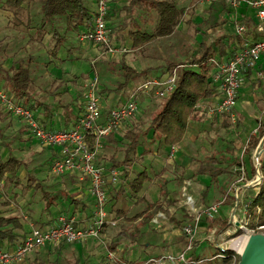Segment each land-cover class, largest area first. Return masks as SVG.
I'll return each mask as SVG.
<instances>
[{
  "label": "rangeland",
  "instance_id": "1",
  "mask_svg": "<svg viewBox=\"0 0 264 264\" xmlns=\"http://www.w3.org/2000/svg\"><path fill=\"white\" fill-rule=\"evenodd\" d=\"M86 4L90 8L95 7V0H85ZM112 8L110 10L111 15L109 17V28H115V30L126 31L122 27L125 22L127 25L131 24L132 19L137 18L144 22V19L140 18L136 10L133 14H129L124 6L129 0H113ZM182 4L188 7L187 12L184 15L183 21L178 25L176 30L168 36H161L156 38L153 42L145 46L143 49H133L131 46V39L126 34V38L123 40L117 37L118 33L115 31L111 32L110 43L119 47H126V51H116L114 54H106L102 59H96V66L100 75L101 88L109 87L110 90H104L100 92L101 105L104 113H107L109 108L116 103L120 102V97L123 94H129L130 91L125 92V89L115 90L118 81H123L121 59H127L133 66L142 68L146 66H157L164 64L158 72H166L167 63L169 61L184 62L185 66L197 67L195 63H191V56L199 55L201 50L200 43L204 41L207 45H211L217 50L216 56H220L218 52V40L220 36H230L234 31V25L237 21V17L241 16V11L253 12L254 9L249 4H241L237 9H231V12H227V8L221 2H214L211 4L214 11H209V3L203 0H181ZM32 12V23L35 26H39L43 22V14L39 4L30 7ZM214 12L216 16H226L228 20L221 25L215 27H208V23L204 22L200 24L201 20L208 16L209 13ZM245 12V13H246ZM146 15L147 24H143L146 28H153L157 18V14L154 10L149 13L144 12ZM193 22H189L187 19L190 18ZM12 19V18H10ZM48 19V23L52 20L57 27H60L62 31L65 28V19L56 17ZM27 19L25 18V21ZM231 22L230 27L227 24ZM233 22V23H232ZM199 29H197L198 27ZM49 32L45 34L43 39H37V35L32 31L33 29L26 28L25 25L16 27L13 22H9L0 28V38L4 34L10 33L11 36L8 39H1L0 43L4 41L3 48L11 56H13V66H17L18 61L23 59L31 65L33 70V82L30 86L35 96L41 98L43 101L51 102L55 104L56 112L58 115L64 110L63 104H70L68 112L75 113V99H73L77 93L84 92L88 78L91 77V60L94 59L93 48L98 47L92 41L84 40L78 37L77 33H69L72 37L70 41H67V45L75 50V54H71L65 60L52 56L49 51V40L52 35L53 26L47 25ZM21 34H25V38L21 39ZM73 35V36H72ZM29 40V41H28ZM1 48V45H0ZM1 50V49H0ZM5 54V55H6ZM61 55L65 56L66 49L62 48ZM79 55V57H75ZM46 60H51L46 62ZM98 60V62H97ZM1 62V61H0ZM215 64V61H214ZM10 67V68H11ZM216 69V65L210 73L212 76ZM1 71V70H0ZM155 72V71H154ZM152 72V74L154 73ZM1 73V72H0ZM61 78L64 81L63 85L69 86L61 99V103H58L56 96L52 93L55 83L51 82L53 78ZM245 77V76H244ZM252 80H254L252 82ZM141 79L134 82L139 84ZM246 78L242 85L244 86ZM257 80L255 77L247 78L248 86H250V96L252 102L248 99L244 93L241 98L243 103V111L239 112L240 118L239 124L232 123L225 125L224 120L220 116H209L206 115L205 105L210 103L209 99H201L196 107L198 116H191L188 118L187 128L183 138L175 142L176 151L172 154L170 144L164 145L159 144V136L152 132V129L142 136V145L139 150L143 148L147 149L145 153V159L141 163H136L132 167L133 174L142 169L147 168L151 173L153 179L147 183L142 193L146 194V198L151 201L157 200L160 202L162 199L161 186L164 184V180L167 181V187L170 191H175L178 194L179 199L172 203L177 206L174 214L169 219V226L162 229H156L151 223L142 226V235L137 240L130 238L128 234H121L123 225L130 222V217L135 212L141 210L145 206V201L139 197H132L129 194L124 193L122 197L114 204V200L111 199V191H109L107 180L105 182L106 189L108 192V208L111 213L117 212V208L125 210V217L120 219L117 225L106 226L102 234L98 238L90 239L89 243L84 247L83 242H69L66 247L63 243L62 249H55L52 252H46L42 254L41 261L37 264H53V261L58 258L59 264H91L100 260H104L106 253L105 244L109 245L111 242H118L117 247H125L128 251L132 249L134 254H139L142 258L137 264H154L146 262L147 258L151 255H159L160 249H179L184 245L183 240L180 238L183 234L181 228L186 221H189L192 216L186 211V207L181 205L183 203V197L181 195V179L183 176H191L197 167V159L203 158L215 152L224 156V163L230 164L229 167L237 166V159L244 160L246 163L251 164L250 154L255 150V147L248 152L246 149L247 139L249 133L255 130L256 126L264 119V113L260 110L264 109V85L262 89L255 90L253 85L256 84ZM253 84V85H252ZM0 88L10 89L6 80L0 75ZM63 89V86L62 88ZM252 90V91H251ZM255 91V92H254ZM85 100V97H84ZM165 97H148L145 96L140 101V109L137 114L133 115L115 131L117 137L120 140H124L123 132L126 128L132 126L131 124L135 120L139 121L143 125V128H149L152 117L162 107L165 102ZM255 106H257L255 108ZM259 107V108H258ZM0 129L6 135L5 142L0 141V156L3 159L8 158L10 155L19 157L22 161L19 166L18 172L15 175H5L0 179V208L11 212L27 213L31 218L36 220L42 214H48L45 209L46 198L44 196L46 191H58L60 198L63 200L56 201V204L51 205L52 210L57 216L62 210L60 209V203L69 206L72 203V198L68 195L69 193H77L74 190L73 184L75 183L72 177V172L66 174H55L51 169V155L47 145L43 144L38 138L32 135V133H26L25 129L28 128L23 126L22 119L16 114L7 112L6 109L0 105ZM124 155V146L120 142L117 145L111 143L104 144L99 153L97 161L98 163L107 169L112 163L113 157L116 159H122ZM233 171V170H232ZM8 174V173H7ZM237 176L236 172L225 173L220 176L219 181L211 182L212 186L208 194L204 195L203 191L205 186L210 183V176L208 174H199L192 176V193L197 200L198 205H208L214 202H218L222 199L223 192L227 191L229 195L227 202L223 203L220 211V215L215 216L214 219L204 217L200 223V229L198 231L195 245V251L201 253L203 250H209L213 248L212 245L216 246V242L204 241L206 236L215 224L225 228L216 233L218 239L223 240L225 246L231 247L240 254L239 247L242 244V239L247 237L253 232L251 225L246 224L245 227H237L235 223L229 220L227 222V216L234 207L232 203V194L230 193L231 185L234 183V178ZM30 177L36 178L40 181V187L37 186L36 180H31ZM120 180H123L124 176H120ZM239 183V182H236ZM243 183V182H242ZM63 192H62V191ZM253 186L240 191V196L253 192ZM232 192V189H231ZM84 198V196H83ZM9 202H5V200ZM90 200V199H89ZM179 201V202H178ZM86 205H79V209H83L89 212V201ZM179 205H178V204ZM67 204V205H66ZM91 205V204H90ZM186 208V209H185ZM67 209L64 207L63 210ZM240 212V210H239ZM219 216V217H218ZM239 216V213L237 214ZM218 217V218H217ZM241 217V216H239ZM249 218L246 216L244 222L247 223ZM212 227V228H211ZM256 227V226H255ZM227 230V231H226ZM256 231H263L264 228H258ZM165 234L169 236L166 241H161ZM151 242L150 245H146V242ZM62 245V243H61ZM159 246V247H158ZM60 248V245L58 246ZM92 248V249H89ZM163 251V252H165ZM211 251V249L209 250ZM36 253L26 256L23 264H32L30 260ZM116 258L119 261L126 259L125 252H118ZM179 263V262H178ZM178 263H164V264H178Z\"/></svg>",
  "mask_w": 264,
  "mask_h": 264
},
{
  "label": "trees",
  "instance_id": "2",
  "mask_svg": "<svg viewBox=\"0 0 264 264\" xmlns=\"http://www.w3.org/2000/svg\"><path fill=\"white\" fill-rule=\"evenodd\" d=\"M114 2L115 1L112 0V3ZM214 2H221L226 6L227 12H231L229 2L227 0H213L209 2V11H214L213 7H211V4H213ZM25 3H29L30 7L31 5H40L43 14V22L41 25L35 26L32 23L31 14L29 15L28 21H25L22 15V11H25L27 8V4ZM4 6L14 12L12 18L13 24L16 27L25 25L26 28L33 29L32 31H34L33 33L37 35L38 40L43 39L45 34L49 32L48 30L50 29H47V25L51 24L53 26V30L51 38L49 40V51L52 56L60 58L61 60H65L70 57L71 54H75V50L71 47V45H67V41H70L72 39V37L69 36V33H74L73 35L77 33L79 37V34L82 31L94 26L93 9L86 4L85 0H5ZM124 8L129 14H133L136 10L140 9L138 15L140 18L144 19V22L134 17L131 24L127 25L125 22H123L124 24L122 25V27L126 29L125 32L121 30L117 31L115 30V28H113V26L111 30L109 29V35H111V32L114 33L116 31L118 33L117 37L123 40V38H126L127 34L131 39V46L135 50L143 49L158 37L171 35L176 30L178 25L183 21L184 15L188 9V7L182 4L181 0H129ZM152 10L156 12L157 18L153 28L149 29L143 25L145 23L147 24L146 15L143 14H145L144 12L149 13ZM110 15L111 12L109 13V17ZM56 17L65 19L66 26L64 28V31H62V29L60 27H57L54 23H51L53 22L52 20L48 23V19H55ZM187 20L190 23L193 22L191 17ZM227 20L228 18H226V16L218 17L214 12H212L209 13L207 17L203 18L200 24L206 22L208 23V27H215L217 25L223 24ZM237 21L250 24L254 22L252 16L250 15H246L243 18H237ZM197 29H199V27ZM261 38H264V31L257 30H253V32H251L250 34L245 35H240L233 32L232 34H230V36H228V38H226V36H220L218 40V52L220 54V57L225 59L233 55L239 48L244 47L247 42H253ZM200 45L201 50L199 51V55L191 56V63H196L198 65V68L185 66L184 62H176L174 60L167 63V70H165L166 72H170L175 67H178L176 86L173 91L165 97L166 100L160 110H158L152 117L149 128L144 129L143 125L139 123L138 120H135V122L131 124L132 126L124 130V140H120L115 132L119 127L108 134L104 139L103 145L109 143L117 145L118 143L122 142L124 146L123 158L116 159L115 157H113L112 163L107 167V170L114 168L123 169V180H121L119 183H113L111 180H109L107 173L104 175V182H106L107 180L108 183L107 189H109V191H111L112 193L110 198L114 200L115 204L120 199V197H122L123 194L126 193L131 195L132 197H139L145 201V206L141 210L132 214V216L130 217L131 221L124 224L122 228L121 234H128L133 240H137L138 237L142 235V226L151 223L152 217L159 209L167 208L169 205H172V203H175L179 199V196L175 191H170L168 189L167 181L164 180V184L161 186L160 190L162 193V199L160 200V202H158L157 200L151 201L146 198L147 196L146 194H144V192L142 193L147 183H149L153 179L149 170L147 168H142L136 171L134 174L130 175V173L132 172V167L136 163L143 162L145 159V153L147 152V149L143 148L142 150H139V147L142 145L141 137L146 136V134H148V132L152 129V132L159 136V144L173 145L175 142H178L183 138L187 128L188 118L191 116H198V114L196 113L198 102L201 99H206L208 97H213L219 94L218 84L213 79V77L210 76L213 66L215 65L214 57L216 56L217 50L211 45H207L204 41H202ZM62 48L66 49L65 56L60 54ZM75 57H79V55H76ZM48 61L51 60H46L47 63ZM121 62V73L124 79L123 81H118L117 86L114 89H125V92L131 91L136 85L134 84V82L138 81V79H141V81H143L156 74H160L158 70L164 66V64H159L157 66L150 65L142 68H137L125 58H122ZM0 70V75L6 80L7 85L8 87L10 86V90L13 92V94L18 99L24 100V102L28 106L35 110H38L39 107L42 108L43 112L45 113V118H41L42 121L45 123H49L52 127H57L55 125V122L53 121L58 117V113L55 111V104L43 101L41 98L35 96L32 89L30 90V86L33 82V70L31 65L27 62H24L23 59H20L17 66H13L10 69L1 68ZM152 72L154 73L152 74ZM63 81V79L57 77H55L51 81L55 83L54 88H56V90H53L52 93L56 96L58 103H61L63 94L69 89L68 85H63ZM62 86L63 89H61ZM110 89L111 88L109 87L101 88V84L99 86V92ZM84 97H86L85 93L79 92L73 98L75 99V104L79 108L76 114L67 112L68 108L71 107L70 104H63L64 110L63 113L61 112L60 114L63 116V120L66 121L67 126L74 123L77 120L80 112L84 110ZM122 100L123 95L120 97V102ZM6 111L10 112L8 110ZM131 117L133 118L134 116ZM222 120L225 121V125H230L233 123L230 120L228 112L222 115ZM239 121L240 118L236 122L237 125L239 124ZM23 126L28 127V125L24 122ZM256 128L258 129L257 133H253V131L249 133L246 146L248 152H251V149L259 143L261 137L264 134V119L259 123L258 126H256ZM5 137L6 135L0 129V141L5 142ZM91 139H93V137H91ZM249 157H251V164H248L246 162L245 164L247 175L248 177H251L255 173V165L252 159V154H250ZM224 159L225 158L222 154L211 152L207 156L196 160L197 167L192 175L188 178H193L192 176H197L199 174H208L210 176V183H208L205 186L204 190H202L204 195L208 194L212 186L211 182H218L220 176L228 173V171L237 173V176L234 174L236 177L233 179L234 182L237 181L240 171L233 169V166L229 167L230 164L224 163ZM241 162V159H237L236 163L240 164ZM21 163V159L15 155H10L6 159H3L0 156V179H2L5 175L17 174ZM261 171L263 176L259 187L257 189H254L253 192H249V194L246 193L244 199V202L246 203L248 209L249 225H251L252 227L256 226L259 223H264V151L261 156ZM72 177L74 178L75 182L78 181L76 173L72 175ZM185 177L187 176L180 177L181 182H183V179ZM30 178L31 180H36L35 184L40 187L39 180L33 177ZM226 192L227 191H224L222 196V198H225V202H227L226 200L229 196L226 194ZM68 195L72 198V201L76 206L82 205V203L85 202L81 198H76L75 194L73 193H69ZM44 196L47 200L45 209L48 211L50 210L51 205L56 204V201L60 198V194L58 191H46ZM231 196L232 203H234L235 197L233 195ZM5 202L8 203L9 201L6 199ZM124 212L125 210H123L122 208H117L116 216H121L123 218L125 217ZM56 218L57 217L50 218L47 221L39 218L34 221L37 226H45L47 224H53L56 221ZM206 218L214 219L216 217L206 216ZM227 222L229 223L228 216ZM224 228L225 226H218L219 231L223 230ZM27 229L28 227L25 224L23 214L11 211L6 212L5 209L0 208V240L6 242V246L13 247L14 245L19 244L21 241H23L24 237L27 234ZM182 234L183 235L180 238L185 244L187 238L183 232ZM206 241H208L209 245H212L210 244L209 240ZM63 243H67V241L63 240L57 243V247L59 245L60 247L63 246ZM117 243V241L111 242L108 246L112 249H116L118 246ZM150 243L151 242L147 241L146 245H150ZM212 247L213 248H210L211 251H209L210 249L203 250L202 254L198 252L196 253L194 252V250L192 253V257L194 258L193 260L182 261L178 264H238L241 255L236 252L235 249L231 247L222 248L217 245H212ZM141 259L142 258L139 257L133 259L132 262L133 264H137ZM40 261V257H37L31 262L32 264H37ZM53 264H59L58 258L53 261ZM91 264H104V260H100Z\"/></svg>",
  "mask_w": 264,
  "mask_h": 264
},
{
  "label": "built area",
  "instance_id": "3",
  "mask_svg": "<svg viewBox=\"0 0 264 264\" xmlns=\"http://www.w3.org/2000/svg\"><path fill=\"white\" fill-rule=\"evenodd\" d=\"M211 2L213 0H203ZM231 9H237L241 4H249L254 9V22H236L234 31L237 34H250L253 30L264 31V0H227ZM112 8V0H95L94 26L82 31L79 37L89 40L98 45L100 55L114 54L116 51H126L128 48L119 47L110 43L108 18ZM216 69L212 74L213 79L219 87V94L214 102L206 104L204 109L209 116H220L229 113L230 120L236 123L238 114L236 105L239 97V88L245 79L247 68H256L259 77L264 78V38L253 42H247L244 47L239 48L233 55L227 58H214ZM261 62V67L259 66ZM183 65V64H179ZM178 67L170 72L156 74L135 85L126 94L120 103L111 106L104 116L99 92L100 75L96 66V58L92 60L91 77L88 78L85 87V107L80 112L77 120L68 126L52 127L49 123L42 121L37 110L28 106L24 100L18 99L10 89L0 88V104L12 114L18 115L28 125V132L38 138L47 146L57 147L58 153L51 160V169L55 174H66L69 172L77 174V180L81 184L88 182L92 194L95 196L94 213L88 216L86 222L81 224L75 212L67 208L62 210L53 224L37 226L34 219L27 213H23L24 221L28 224L27 234L24 240L13 247L0 244V264H13L23 260L28 254L38 247L48 244H57L63 240L67 242L85 241L90 238H98L106 226L116 225L122 218L111 213L108 208V192L104 182V175L107 173L109 180L119 183L120 176L124 174L121 168L105 169L98 161V155L103 146L105 137L122 125L124 121L137 113L140 109V101L145 96L166 97L176 86ZM255 128L253 133H257ZM93 137V139H91ZM176 145L171 146L172 154L176 151ZM264 151V150H263ZM263 151L258 153L257 147L252 152V159L255 165V173L248 177L245 161L235 166L240 171L237 181L230 188V193L235 197L234 207L229 212V220L239 227H245L249 220L247 205L244 196L240 191L253 186L258 188L262 181L261 156ZM133 173L131 172L130 175ZM130 177V176H129ZM243 182V183H236ZM193 181L191 178H184L181 185V195L186 211L191 219L181 227V232L187 238L182 248L169 249L159 255H151L146 262L164 264L167 262L178 263L193 260L192 253L197 243L196 237L200 229V223L204 217H215L219 215L220 208L225 203V198L208 205H198L192 193ZM232 189V192H231ZM177 206H168L159 209L151 219L157 229H162L168 224L169 218ZM240 210V212H239ZM239 213V216L237 214ZM239 222V223H237ZM253 232L258 228H264V223L252 227ZM219 231L215 225L211 231L204 236V241L216 242L217 246L227 248L223 240H216ZM227 231V230H226ZM263 232V231H262ZM106 255L104 264H133L132 260L139 258L133 255L132 249L117 247L110 248L105 244ZM118 252H125L126 259L119 261L116 258Z\"/></svg>",
  "mask_w": 264,
  "mask_h": 264
},
{
  "label": "crops",
  "instance_id": "4",
  "mask_svg": "<svg viewBox=\"0 0 264 264\" xmlns=\"http://www.w3.org/2000/svg\"><path fill=\"white\" fill-rule=\"evenodd\" d=\"M4 2H5V0H0V28L3 26V25H6L7 26V24L9 23V22H12V19H10V18H13V14H14V12L11 10V9H9V8H6L5 6H4ZM25 4H27V8H26V10L24 11H22V15H23V18L25 19H27L26 21H28V19H29V15L31 14L32 15V12H31V10H30V6H29V3H25ZM242 13H241V16H239V17H237V18H243V17H245L246 15H250V16H252V18H254V11L252 12H246V11H241ZM246 12V13H245ZM233 23V22H232ZM228 25H229V27H230V24H231V22L230 21H228V23H227ZM235 26V25H234ZM8 37V39L10 38V37H13V36H11L10 35V33H8V34H4V36L2 37L1 36V38H0V40L1 39H6ZM20 38L21 39H23V38H25V34H21V36H20ZM29 41V40H28ZM3 43H4V41H2V43H0V45H1V50H0V69L1 68H5V69H10V67L13 65V63H12V61H13V56H11V55H9V54H6V53H9L8 51H7V49H4L3 48ZM93 52H94V54H93V56H94V58H98V60L99 59H101L103 56H105V55H103V56H101L100 55V57H99V53H100V50H99V47H96V48H93ZM6 54V55H5ZM96 58V59H97ZM93 60V59H92ZM92 60H91V62H92ZM98 60H97V62H98ZM259 66L261 67V62L259 61ZM91 69H92V66H91ZM244 74H245V78H246V82H245V85L243 86V85H241V87L239 88V97H238V101H237V105H236V111H237V114H238V117H239V112L240 113H242V111H243V103H242V101H241V98H242V96L241 95H243L244 93L246 94V96L248 97V99L250 100V102L253 104L254 102H252V97L250 96V86H248V84H246L247 83V78H251V77H255L256 78V80H257V82H256V84L257 85H253L254 87V89L255 90H257V89H262V87H263V85H264V78H262V77H259L258 75H257V73H256V68H247L246 70H245V72H244ZM54 79V78H53ZM254 80H252V82H253ZM68 85V84H67ZM10 87V86H9ZM252 91V90H251ZM255 92V91H254ZM126 96V94H123V98ZM216 98H217V95L216 96H213V97H208L207 99H209V101L211 100V102H214L215 100H216ZM118 103H120V102H118ZM75 108H76V110H75V114L77 113V111H78V106L75 104V106H74ZM257 106H255V108H256ZM259 108V107H258ZM264 110V109H263ZM263 110H260V112H263ZM38 112H39V114H40V116L42 117V118H45V113L43 112V110H42V108H40L39 107V109L37 110ZM68 112V111H67ZM104 112V111H103ZM62 113H63V111H62ZM107 113H104L103 115L105 116ZM68 118V117H67ZM221 118V117H220ZM64 118H63V116L61 115V114H59L58 115V117L57 118H55L53 121L55 122V125L56 126H67V123H66V121H64L63 120ZM67 120V119H66ZM25 132L26 133H29L26 129H25ZM48 148H49V151H50V155L52 156L51 157V160H52V158L55 156V155H57V153H58V149H57V147H52V146H47ZM102 149V148H101ZM72 175H74L75 173H71ZM186 178V177H185ZM188 178V177H187ZM192 179V178H191ZM151 182V181H150ZM181 185H182V183H181ZM181 185H180V188H181ZM73 186L74 187H76V188H74V190H72V191H74L75 192V190H77L78 192L77 193H75V197L76 198H81L83 201H89L90 203H88L89 204V212L87 213V211H85L84 209L85 208H83L82 210L81 209H79L78 207L79 206H76L75 205V203H73V201H72V203H70L69 204V206H65V204L63 205V203H60V205H61V207H60V209L61 210H63L64 209V207H66V208H70V209H72L74 212H75V214L77 215V217H78V219H79V222L81 223V224H84L85 222H86V219L88 218V216H90L91 214H93L94 213V209H95V203H96V200H95V196L92 194V192H91V190H90V186H89V183L88 182H83V183H79L78 181H76L74 184H73ZM254 189H256V188H254ZM145 194V193H144ZM83 196H84V198H83ZM90 199V200H89ZM61 200H63V198H59V201H61ZM179 202V201H178ZM91 204V205H90ZM178 204V203H177ZM67 205V204H66ZM82 205H86V207H87V202H84V203H82ZM179 205V204H178ZM170 206V205H169ZM172 206H174V205H172ZM46 212H49L48 214H42V215H40L37 219H39V218H41V219H43V220H48V219H50V218H55V217H57V216H54V212L52 211V210H46ZM175 212V211H174ZM176 213V212H175ZM173 215V214H172ZM171 215V216H172ZM176 215H177V213H176ZM54 216V217H53ZM33 219V218H32ZM170 219V218H169ZM168 223H169V221H168ZM25 224L27 225V227H28V224H27V222H25ZM151 224H152V222H151ZM153 225V224H152ZM154 226V225H153ZM166 226H169L168 224L167 225H165V227ZM155 227V226H154ZM156 228V227H155ZM157 229V228H156ZM90 239H94V238H90ZM90 239H88V240H85V241H82L83 242V245H84V247H86V245L89 243V240ZM165 239V240H164ZM166 239H169V236L167 235V234H165V232H164V236H163V238L161 239V241H166ZM81 242V241H80ZM69 242H67L66 244H65V246L64 247H66V245L68 244ZM0 244H2V245H5L6 244V242H4V241H2V240H0ZM159 247V246H158ZM55 248L56 249H62L63 248V246H61L60 248H58L57 247V244H48V245H46V246H41L40 248H38V249H36V250H34V251H32L30 254H28L27 256H29L30 257V255H32V254H34V253H36L30 260H34V259H36L37 257H40L42 254H45L47 251L48 252H52L53 250H55ZM120 248H124V246L123 247H120ZM89 249V248H88ZM90 249H92V248H90ZM89 249V250H90ZM125 249V248H124ZM133 251V250H132ZM163 251H165V250H162V249H160L158 252H160V253H162ZM47 252V253H48ZM133 255L135 256V257H140L139 256V254L137 253V254H134L133 253ZM26 258V257H25ZM24 258V259H25ZM24 259H23V261H24ZM40 259H41V257H40ZM23 261L22 260H20V261H18V262H16L15 264H23Z\"/></svg>",
  "mask_w": 264,
  "mask_h": 264
},
{
  "label": "water",
  "instance_id": "5",
  "mask_svg": "<svg viewBox=\"0 0 264 264\" xmlns=\"http://www.w3.org/2000/svg\"><path fill=\"white\" fill-rule=\"evenodd\" d=\"M264 150V134L257 145V152ZM239 223V222H237ZM238 264H264V232L257 231L248 235L243 250L240 251Z\"/></svg>",
  "mask_w": 264,
  "mask_h": 264
},
{
  "label": "bare ground",
  "instance_id": "6",
  "mask_svg": "<svg viewBox=\"0 0 264 264\" xmlns=\"http://www.w3.org/2000/svg\"><path fill=\"white\" fill-rule=\"evenodd\" d=\"M247 237H248V236H247ZM247 237H244V238L242 239V244H241V246L239 247V250H240V251L243 250V247H244V245H245V242H246V240H247Z\"/></svg>",
  "mask_w": 264,
  "mask_h": 264
}]
</instances>
